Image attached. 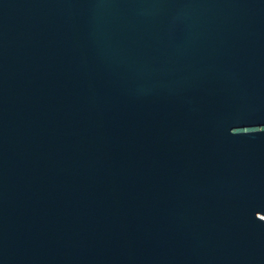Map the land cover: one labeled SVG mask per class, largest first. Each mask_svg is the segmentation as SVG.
Instances as JSON below:
<instances>
[{
    "label": "water",
    "instance_id": "obj_1",
    "mask_svg": "<svg viewBox=\"0 0 264 264\" xmlns=\"http://www.w3.org/2000/svg\"><path fill=\"white\" fill-rule=\"evenodd\" d=\"M0 264H264V0H0Z\"/></svg>",
    "mask_w": 264,
    "mask_h": 264
}]
</instances>
